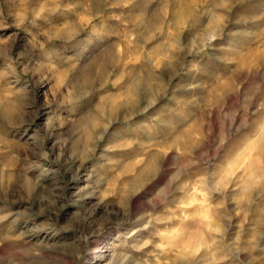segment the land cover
<instances>
[{
	"label": "rangeland",
	"instance_id": "374dc122",
	"mask_svg": "<svg viewBox=\"0 0 264 264\" xmlns=\"http://www.w3.org/2000/svg\"><path fill=\"white\" fill-rule=\"evenodd\" d=\"M182 258L264 264V0H0V264Z\"/></svg>",
	"mask_w": 264,
	"mask_h": 264
},
{
	"label": "bare ground",
	"instance_id": "6f19581e",
	"mask_svg": "<svg viewBox=\"0 0 264 264\" xmlns=\"http://www.w3.org/2000/svg\"><path fill=\"white\" fill-rule=\"evenodd\" d=\"M194 260H196V258ZM180 261L181 262L179 264H186L188 260H186L185 258H182Z\"/></svg>",
	"mask_w": 264,
	"mask_h": 264
}]
</instances>
